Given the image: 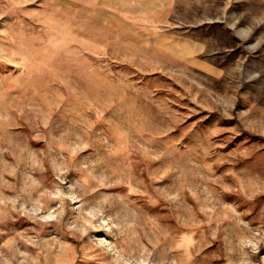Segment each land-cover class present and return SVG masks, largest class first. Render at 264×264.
<instances>
[{"label": "rangeland", "instance_id": "1", "mask_svg": "<svg viewBox=\"0 0 264 264\" xmlns=\"http://www.w3.org/2000/svg\"><path fill=\"white\" fill-rule=\"evenodd\" d=\"M84 4L0 0V264H264V0Z\"/></svg>", "mask_w": 264, "mask_h": 264}, {"label": "crops", "instance_id": "2", "mask_svg": "<svg viewBox=\"0 0 264 264\" xmlns=\"http://www.w3.org/2000/svg\"><path fill=\"white\" fill-rule=\"evenodd\" d=\"M173 0H86V12L91 10L93 15L103 16L104 11H112L127 20L129 25L139 26L143 21L133 18H146L161 15ZM95 21V20H94Z\"/></svg>", "mask_w": 264, "mask_h": 264}]
</instances>
